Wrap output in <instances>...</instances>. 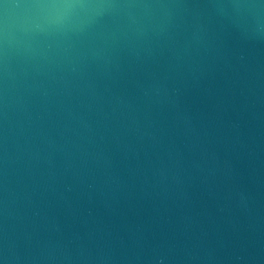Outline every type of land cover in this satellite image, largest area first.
<instances>
[{
	"label": "clouds",
	"instance_id": "obj_1",
	"mask_svg": "<svg viewBox=\"0 0 264 264\" xmlns=\"http://www.w3.org/2000/svg\"><path fill=\"white\" fill-rule=\"evenodd\" d=\"M244 155L264 0H0V264H264ZM198 185L259 196L258 239L210 238Z\"/></svg>",
	"mask_w": 264,
	"mask_h": 264
},
{
	"label": "water",
	"instance_id": "obj_2",
	"mask_svg": "<svg viewBox=\"0 0 264 264\" xmlns=\"http://www.w3.org/2000/svg\"><path fill=\"white\" fill-rule=\"evenodd\" d=\"M253 131L255 133L256 151L259 153V130L253 127ZM261 179H264V169L261 167L260 158L258 156L249 158L244 155L243 181L258 189ZM259 200L260 198L257 196V209L249 217L234 209L216 188L198 185L191 190V201L187 211L200 229L207 233L210 238L221 243L235 242L237 239L249 236L258 239L261 215ZM145 206L148 207V204ZM129 216L131 217L132 213H129ZM103 219L107 220V217H103ZM253 228L255 231L251 230ZM254 264H259V262H254Z\"/></svg>",
	"mask_w": 264,
	"mask_h": 264
}]
</instances>
